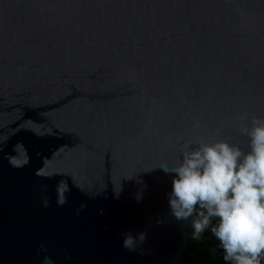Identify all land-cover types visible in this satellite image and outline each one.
I'll return each instance as SVG.
<instances>
[{"label": "water", "instance_id": "obj_1", "mask_svg": "<svg viewBox=\"0 0 264 264\" xmlns=\"http://www.w3.org/2000/svg\"><path fill=\"white\" fill-rule=\"evenodd\" d=\"M253 116L264 0H0V264H184L157 167Z\"/></svg>", "mask_w": 264, "mask_h": 264}, {"label": "clouds", "instance_id": "obj_2", "mask_svg": "<svg viewBox=\"0 0 264 264\" xmlns=\"http://www.w3.org/2000/svg\"><path fill=\"white\" fill-rule=\"evenodd\" d=\"M240 119L247 120L248 114H242ZM240 133L248 138L247 150L223 139L211 143L202 139L187 141L180 146L177 164L164 163L157 168L175 174L168 194L170 212L176 220L193 217L194 237L209 229L215 218L217 223L210 231L219 242L226 264H261L264 260V119L251 117L250 126L242 125ZM119 193L116 192L117 198ZM141 198L142 191L136 196L137 201ZM66 202L65 197L58 204L62 206ZM47 205L48 201L44 200V206ZM85 207L81 203L76 214ZM197 209L203 210L199 219L194 218ZM100 214L103 215L102 210ZM146 235L126 233L123 248L136 251Z\"/></svg>", "mask_w": 264, "mask_h": 264}, {"label": "trees", "instance_id": "obj_3", "mask_svg": "<svg viewBox=\"0 0 264 264\" xmlns=\"http://www.w3.org/2000/svg\"><path fill=\"white\" fill-rule=\"evenodd\" d=\"M201 212H203L202 209H197L199 216ZM216 223L217 220L213 218L209 229L198 235L188 247L184 255V264H226L219 242L210 231L211 227L215 226ZM261 264H264V260H262Z\"/></svg>", "mask_w": 264, "mask_h": 264}]
</instances>
